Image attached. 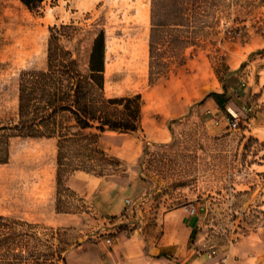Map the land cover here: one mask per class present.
I'll return each mask as SVG.
<instances>
[{
  "label": "rangeland",
  "instance_id": "374dc122",
  "mask_svg": "<svg viewBox=\"0 0 264 264\" xmlns=\"http://www.w3.org/2000/svg\"><path fill=\"white\" fill-rule=\"evenodd\" d=\"M153 1L47 0L29 11L0 0V125L16 120L19 73L45 69L52 26L70 25L62 44L83 73L102 31L104 98L142 101L137 131L96 139L116 164L64 146L51 191L38 176L42 160L55 172V153L46 159L44 140L10 137L0 215L37 225L42 240L53 233L67 264H92L93 246H111L106 238L127 232L153 242L166 212L198 204L196 249L264 257V0ZM223 90L225 111L206 97ZM55 121L76 131L67 114ZM114 195L122 212L108 218L101 211ZM54 204L68 214L56 215Z\"/></svg>",
  "mask_w": 264,
  "mask_h": 264
},
{
  "label": "trees",
  "instance_id": "16d2710c",
  "mask_svg": "<svg viewBox=\"0 0 264 264\" xmlns=\"http://www.w3.org/2000/svg\"><path fill=\"white\" fill-rule=\"evenodd\" d=\"M18 1L29 11H39L47 0ZM155 3L158 7H164L165 0H154L153 5ZM69 28L70 25L49 27L46 67L44 70L19 73L16 120L0 125V164L7 161L10 137L56 138L55 181L58 186L61 182V152L64 146L85 148L100 155L106 165L116 164L115 160L98 149L96 139L106 130L137 131L142 107L140 95L104 98L103 32L99 31L92 39L83 73L71 52L62 44ZM206 97L211 98L219 110H226L225 90L221 93L209 92ZM62 114L70 117L72 127L76 129L74 133L66 132L57 125L55 119ZM91 128L97 133H80ZM82 168L88 170L84 166ZM52 234L50 241L54 239ZM50 241L40 238L37 225L0 215V264H67L65 249L58 248Z\"/></svg>",
  "mask_w": 264,
  "mask_h": 264
},
{
  "label": "crops",
  "instance_id": "0c3cea01",
  "mask_svg": "<svg viewBox=\"0 0 264 264\" xmlns=\"http://www.w3.org/2000/svg\"><path fill=\"white\" fill-rule=\"evenodd\" d=\"M215 92L221 93L219 91ZM213 103L215 104L214 101ZM215 107H217L216 104ZM16 137L19 138V136ZM23 138L44 140L45 142L42 144L47 146L49 151L47 157L46 150L42 152V155L46 157V159H51L55 153L56 166L57 140L55 137ZM54 146L55 151L53 149ZM39 171V180L44 181L48 190L51 191L54 188L52 184L51 189V182H56V167L55 172H53V170L50 171L47 162L43 164L42 160ZM117 198V195L110 196V200L105 204L106 209L101 211L108 218L111 216L116 217L122 212L120 200H118V202L114 201ZM126 199L128 198L124 200ZM53 206L56 215L68 214L67 212H58L55 208V204ZM194 208V215L187 214L183 211L182 207L166 212L161 219V233L153 242L144 241L143 238L136 233H129V235L122 233L112 237V244L110 247H100L98 245V249L93 246L90 252L93 259L92 264H264V257L256 256L255 251H252L254 249L241 253H234L231 250L224 254L216 252L215 255L211 257H207L205 252L196 249L195 244L190 243V241L195 235L201 207H198V204H194Z\"/></svg>",
  "mask_w": 264,
  "mask_h": 264
},
{
  "label": "built area",
  "instance_id": "2783aa9c",
  "mask_svg": "<svg viewBox=\"0 0 264 264\" xmlns=\"http://www.w3.org/2000/svg\"><path fill=\"white\" fill-rule=\"evenodd\" d=\"M229 114H231L232 118L235 119V115H233L229 110H228ZM130 204V201L128 199L124 200V208H127ZM182 209L184 212H186L189 215H194L195 214V208L193 207V205H183ZM125 234H127V232H125ZM105 242L107 245H110L111 243V239L110 238H106ZM207 257H211L213 255H215L216 251L214 249L208 250L205 252Z\"/></svg>",
  "mask_w": 264,
  "mask_h": 264
}]
</instances>
